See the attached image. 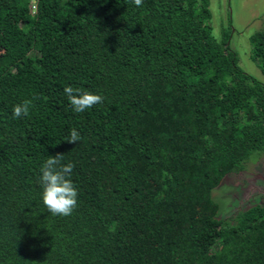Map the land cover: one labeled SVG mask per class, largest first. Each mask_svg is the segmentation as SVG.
<instances>
[{
	"label": "trees",
	"instance_id": "trees-1",
	"mask_svg": "<svg viewBox=\"0 0 264 264\" xmlns=\"http://www.w3.org/2000/svg\"><path fill=\"white\" fill-rule=\"evenodd\" d=\"M211 17L209 0H0V264H264V203L224 216L213 198L264 151V82ZM249 41L264 76V31ZM66 85L103 103L74 113ZM57 154L69 217L41 199Z\"/></svg>",
	"mask_w": 264,
	"mask_h": 264
},
{
	"label": "rangeland",
	"instance_id": "rangeland-1",
	"mask_svg": "<svg viewBox=\"0 0 264 264\" xmlns=\"http://www.w3.org/2000/svg\"><path fill=\"white\" fill-rule=\"evenodd\" d=\"M213 35L219 39L224 29L231 30V45L239 65L264 82L259 66L250 57L249 37L264 31V0H209ZM221 215H230L252 204L264 203V151L252 155L244 168L227 175L213 191ZM225 216V215H224Z\"/></svg>",
	"mask_w": 264,
	"mask_h": 264
},
{
	"label": "clouds",
	"instance_id": "clouds-1",
	"mask_svg": "<svg viewBox=\"0 0 264 264\" xmlns=\"http://www.w3.org/2000/svg\"><path fill=\"white\" fill-rule=\"evenodd\" d=\"M140 7L143 0H132ZM74 113H83L96 104L103 103L104 97L92 91H82L66 85L63 89ZM34 107L33 99H24L13 106L12 116L20 119L28 116ZM82 140L80 131L72 128L67 141L76 144ZM75 164L72 161L63 162L62 154L49 155L40 168L39 184L42 188V203L53 216L69 217L78 207L79 191L72 179Z\"/></svg>",
	"mask_w": 264,
	"mask_h": 264
}]
</instances>
